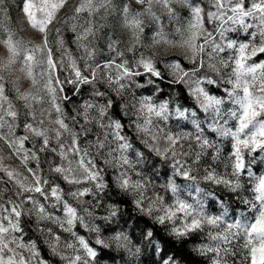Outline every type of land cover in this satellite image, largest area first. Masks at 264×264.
<instances>
[{"label": "snow or ice", "instance_id": "1", "mask_svg": "<svg viewBox=\"0 0 264 264\" xmlns=\"http://www.w3.org/2000/svg\"><path fill=\"white\" fill-rule=\"evenodd\" d=\"M19 10L38 42L0 0V264H115L113 246L139 258L126 232L103 234L119 205L95 214L113 186L152 218L149 264H264V0Z\"/></svg>", "mask_w": 264, "mask_h": 264}, {"label": "trees", "instance_id": "2", "mask_svg": "<svg viewBox=\"0 0 264 264\" xmlns=\"http://www.w3.org/2000/svg\"><path fill=\"white\" fill-rule=\"evenodd\" d=\"M19 5H20V0H8V17H9L8 24L13 29L17 30L18 35H20V34H19L18 27H17L16 22H15L14 16L12 14V8L13 7H19ZM64 34H65L66 39H69L71 36V34L69 32H67L66 29H65ZM50 39H52V37H50ZM103 44H104L103 40H97V46L98 47H102ZM73 49L75 50L74 46H73ZM103 55H105V56L108 55L106 49H105ZM162 59L166 60L167 58H162ZM162 87L164 88V92L161 93L159 99L169 98L167 96V93H169L171 90L167 87L166 84L162 85ZM140 91H143V93L145 95H148V94H150L151 90H150V88L147 90H137L138 94ZM87 98H88V90L86 88L84 90L83 95L77 97L76 99L77 100H83V99H87ZM69 107H71V105ZM152 164H156L157 169L161 173H163V171H164L163 167H161L159 165V163L155 160V158H153L149 162L148 166L150 167ZM149 175H151V174H149ZM159 182L163 183V179L161 178V180ZM201 186L204 187L203 183H201ZM207 189L209 191H212V192L218 191V189H216L215 186H211V185H208ZM131 200H132L131 196H127L126 194L119 193V191L117 189H115L113 186V189L108 192V195L105 196L100 201L101 206L97 207L95 209V214L97 216L107 215V205L110 203H117L121 209V215L114 218L113 221L105 222V224L102 225V228L106 229L103 232V234L104 235H110L112 230L124 231L129 235V237L132 241V244L136 245V246H140L142 249L141 255L139 256V258H137V257L129 256L123 250H117L115 248V246H113L109 250V254L114 255L116 257L115 264H124V261L133 262V264H149L148 257L151 254V249H150V247H148L147 250H145L146 241H143L141 238V229H143L145 227H151L153 224V221H152V218H150V217L142 216V214L139 213L136 210L135 206L131 203ZM126 221H127V223H125ZM108 224L111 225L110 229L107 228ZM156 227L161 228L163 226L156 225ZM204 240H206V237L201 236L199 242H203ZM189 247H192V245L190 244ZM121 255L124 256V261H122L120 259ZM235 260H236V264H239V261H240L239 255H237ZM103 264H112V260L109 259L108 255L105 256Z\"/></svg>", "mask_w": 264, "mask_h": 264}, {"label": "rangeland", "instance_id": "3", "mask_svg": "<svg viewBox=\"0 0 264 264\" xmlns=\"http://www.w3.org/2000/svg\"><path fill=\"white\" fill-rule=\"evenodd\" d=\"M118 2H119V0H117V3ZM12 14L14 16V19H15L16 25L18 27V31H19L20 36L25 40H34V41L38 42V34L33 32L31 29H29L27 27V25L25 23H23V14L20 12L19 7H13L12 8ZM62 14H63V12L61 13V15ZM109 22L110 23L112 22L111 18H110ZM119 35H120L121 39L126 38V34L123 32H120ZM179 53H180L179 49H169L167 51L162 50L161 57L162 58H169L173 55H179ZM4 55H6V52L2 47H0V56H4ZM17 75H19V73L14 71L12 73L11 79H15ZM20 84H21L22 88H26L29 86L27 81H21ZM7 162L12 163L15 166V161H7Z\"/></svg>", "mask_w": 264, "mask_h": 264}]
</instances>
